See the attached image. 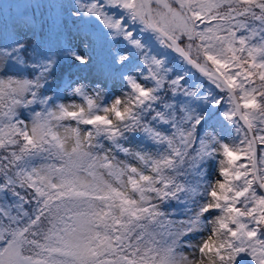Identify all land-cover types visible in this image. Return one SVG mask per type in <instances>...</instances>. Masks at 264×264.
I'll use <instances>...</instances> for the list:
<instances>
[{"label": "snow or ice", "instance_id": "6c2138e0", "mask_svg": "<svg viewBox=\"0 0 264 264\" xmlns=\"http://www.w3.org/2000/svg\"><path fill=\"white\" fill-rule=\"evenodd\" d=\"M20 7L0 264H264V0Z\"/></svg>", "mask_w": 264, "mask_h": 264}, {"label": "trees", "instance_id": "16d2710c", "mask_svg": "<svg viewBox=\"0 0 264 264\" xmlns=\"http://www.w3.org/2000/svg\"><path fill=\"white\" fill-rule=\"evenodd\" d=\"M3 2H7V3L13 4V5H16V4L21 5L22 7H20V8H13L11 10V15H13V16H22L25 13V11H27L28 14L31 15L32 10H33L32 7H28L26 9L23 6H26V5L34 6L36 3L45 2V0H3ZM36 11H37V15H39L40 10L37 9Z\"/></svg>", "mask_w": 264, "mask_h": 264}]
</instances>
